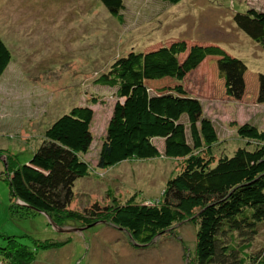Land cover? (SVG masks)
<instances>
[{"label": "rangeland", "instance_id": "obj_1", "mask_svg": "<svg viewBox=\"0 0 264 264\" xmlns=\"http://www.w3.org/2000/svg\"><path fill=\"white\" fill-rule=\"evenodd\" d=\"M124 1L121 24L99 0H0V37L12 54L0 76V264H197L198 209L193 204L184 222L143 246L113 224L55 226L46 214L20 208L23 204L13 199L7 182L14 166L30 162L59 117L75 107H89L94 112V140L82 158L90 173L76 181L69 209L83 214L96 203L109 205L110 191L123 204L133 197L137 203H158L168 180L181 172L189 157L161 155L98 168L117 102L116 90L96 83L99 78L129 53L177 40L189 46H220L245 61L248 73L264 74V50L233 20L252 8L264 12V0H183L176 5ZM214 64L215 58L205 61L184 84L218 133L216 143L195 152L212 165L248 146L238 134L240 127L250 124L264 130V103L213 95ZM254 146L252 142L249 148ZM15 208L23 214H16ZM261 248L264 224L248 252Z\"/></svg>", "mask_w": 264, "mask_h": 264}, {"label": "trees", "instance_id": "obj_2", "mask_svg": "<svg viewBox=\"0 0 264 264\" xmlns=\"http://www.w3.org/2000/svg\"><path fill=\"white\" fill-rule=\"evenodd\" d=\"M99 1L124 24V0ZM181 1L165 0L171 5ZM233 20L264 50V12L252 8L237 13ZM212 58L214 96L264 103V74L248 73L245 61L220 46H189L184 40L129 53L96 82L115 89L117 97L98 168L109 169L129 160L152 161L161 155L189 157L181 172L168 180L158 203H137L133 197L123 204L110 191L109 205L96 203L83 214L69 209L76 181L90 173L82 158L94 140V112L89 107H75L59 117L30 162L13 167L7 178L13 199L26 212L46 214L55 226L113 224L143 246L175 223L184 222L193 204L198 209L197 264H264V248L248 252L264 224V130L250 124L240 127L238 134L248 146L221 157L215 165L195 153L219 137L212 121L204 117L202 104L184 84ZM11 60L0 37V76ZM158 139L161 146L154 142ZM252 142L255 146L250 149ZM20 208L14 212L23 214Z\"/></svg>", "mask_w": 264, "mask_h": 264}]
</instances>
